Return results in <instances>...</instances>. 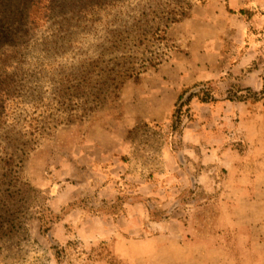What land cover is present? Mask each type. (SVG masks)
<instances>
[{"label": "rangeland", "instance_id": "374dc122", "mask_svg": "<svg viewBox=\"0 0 264 264\" xmlns=\"http://www.w3.org/2000/svg\"><path fill=\"white\" fill-rule=\"evenodd\" d=\"M71 1L58 0L55 6L63 13ZM226 1L114 0L111 18L117 17L119 26L115 29L123 32L134 25L130 29L136 32L131 36L136 41H127L124 55L158 65L113 89L116 83L111 82V73L118 71L125 77L122 60L116 67L111 68L113 59L107 65L116 54L99 61L85 59L83 79L76 72L80 71L76 59L57 47L37 43L47 33L42 26L48 19L50 0H0V264H131L123 259L126 256H116L115 249L120 251V247L109 242L120 216L142 221L146 227L148 221L175 212L189 213L186 204L201 202L199 207L205 208L192 212L201 220V234L206 236L213 232L216 219L228 217L225 208L210 205L216 195L197 190L202 184L195 178L189 183L180 180L183 188L174 178L179 171L194 175L197 170L216 173L222 168L204 157L201 161L196 150L185 151L179 138L181 128L171 130L172 114L168 122L163 121L166 109L177 102L175 90L180 94L191 87L185 97L208 87L216 99L246 96L238 95L237 86L224 92L229 82L222 78L231 74L228 59L237 52L243 60L252 61L251 66H241L238 75L242 79L259 69L258 60L264 57L263 28L260 19L251 15L226 14ZM206 9L208 14H204ZM10 15L16 20L7 25ZM204 16L205 33L211 31L208 24L215 16L220 17L223 44L213 73L196 80L202 49L194 31L200 32L199 20ZM60 19L56 10L48 21ZM240 19L248 25L246 29L232 26L241 24ZM158 24L168 25V47L150 40ZM12 25L14 34L7 33ZM138 46L142 47L139 52ZM135 62L139 70L140 59ZM99 68L105 74L110 71L109 77L88 80L91 71ZM68 69H74L69 71L74 74L69 80L73 92L63 96L59 89L68 88L61 87L60 79ZM181 78L187 79L186 84L181 85ZM78 85H83L87 103L75 96L82 91ZM223 132L226 145L232 136ZM165 152L170 162L164 159ZM145 183L154 186L152 194L139 189ZM236 260L250 264L243 257Z\"/></svg>", "mask_w": 264, "mask_h": 264}, {"label": "crops", "instance_id": "0c3cea01", "mask_svg": "<svg viewBox=\"0 0 264 264\" xmlns=\"http://www.w3.org/2000/svg\"><path fill=\"white\" fill-rule=\"evenodd\" d=\"M225 3L228 9H246L253 19H260L264 33V0H227ZM223 10L228 14L226 7ZM204 12L208 14L210 11L206 9ZM219 14L221 16L222 12L219 11ZM206 22L205 16L200 18V32L194 31L196 35L186 31V34H194L196 42L201 44L202 51L198 55L201 60L195 69L199 70L196 80H204L213 73L221 56L223 43L220 33L223 22L215 16L212 24H208L212 26L209 34L205 33ZM240 22L232 26L235 29L248 27L247 24L245 27L243 20ZM261 42L264 50V36ZM243 58L240 52L231 55L228 59L231 74L222 79H225V83L229 82L223 86L224 92L230 86H237L240 89L238 95L247 93L244 100L222 97L207 103L198 100L191 103L193 120L183 121L179 136L186 152L196 150L200 152L197 158L201 161L204 157L222 169L216 173L197 170L194 175L192 171H179V176L174 175L181 188L182 180L189 183L195 178L198 184H202V187L197 186V190L201 188L204 193L216 195L210 205L213 208H225L228 217L216 219L213 232L206 236L201 234V220L192 212L197 207L205 208L206 205L199 207L201 202L186 204L185 209L189 213L179 215L175 212L161 220L148 221L146 227L142 221L135 223L126 216H120L111 232L114 237L109 236L112 246L120 247V251L115 249L116 256H126L123 259L131 264H237L236 259L242 257L249 260L250 264H264V57L258 60L259 69L249 71L242 79L238 75L241 66H251L252 63ZM186 82L187 79L181 78V85ZM175 94L177 99L179 90H175ZM172 110L173 105L166 109L164 122H168ZM223 130L232 136L226 145ZM163 156L170 162L169 154L165 152ZM153 187L145 183L139 189L152 194Z\"/></svg>", "mask_w": 264, "mask_h": 264}, {"label": "trees", "instance_id": "16d2710c", "mask_svg": "<svg viewBox=\"0 0 264 264\" xmlns=\"http://www.w3.org/2000/svg\"><path fill=\"white\" fill-rule=\"evenodd\" d=\"M58 0H50V5L48 6V19L44 22L42 28H45L46 34L42 36V40L38 41L37 43L39 45L43 46H49L52 45L53 47L59 48L61 51H64L66 53V56H71V60L76 59L77 65H79L78 68H80V71H76L77 73L81 74V77H83L84 70V61L85 59H90L91 61H99V59L104 58L105 56L108 57L109 55H114L113 57L110 56V58L107 61L108 63L112 62L111 59L114 61L112 62L111 68L116 67L120 65L118 61L122 60V66L125 65V77L122 78L121 75H119L118 71L112 72L110 76L111 82L113 81L114 88H119L120 85H123V83L130 78H139V74L145 72L148 68L155 67L158 64L152 63V61H145L141 57H126L124 53L127 50L126 44L127 41L133 43L136 41V39H132V35H134L136 32L131 30L130 28H134V25H130L127 30L120 32L117 26L118 18L114 17L111 18L112 13L115 9V3L114 0H73L70 2V4L67 7V11H59L58 7L59 5L55 6V3ZM21 3V2H20ZM125 3V2H124ZM123 3V4H124ZM71 7L73 9H71ZM56 10L59 12L60 16H62V19L60 20H52L49 22L48 20L52 19L53 15L55 14ZM228 12L239 14V15H245L247 18L250 17L251 13L245 9H239V10H231L228 9ZM145 14L143 13V16ZM138 15L134 16V18L130 19V24L135 22ZM142 20V18H140ZM15 18L10 15L7 17V25H10L11 23L15 22ZM154 18L152 19V21ZM172 22L174 19L172 18ZM176 22V21H175ZM147 23V22H146ZM123 25H126V21H123ZM154 31L152 32V39L155 43H158L161 46L168 47L169 39L166 36L168 25L165 24L163 27H161L159 24L154 27ZM68 29H71L72 31L69 32ZM10 32V34H14V25L7 27V33ZM161 33L164 35H161ZM106 35V37H105ZM139 42H142L141 38H138ZM118 45L116 46V43ZM142 46V45H141ZM141 46H138L137 51L139 52L141 50ZM71 47L77 48L75 52L72 51ZM41 51L44 49L41 48ZM129 58V59H128ZM128 59V60H127ZM138 67L139 70L136 69L137 63L135 61H139ZM97 68V67H96ZM144 68V69H142ZM74 69H68L62 71L64 76L63 79H60V85L61 87L68 88L67 91L64 89H59V92L63 96H70L73 92V87L70 86L71 83L69 80L74 77V74L69 71H73ZM110 71H108L106 74L104 73L103 68H99L98 71H91V74L88 77V80L90 81H96L97 79L101 80V78H104L106 76L109 77L108 74ZM84 79V77H83ZM200 85V84H199ZM76 86V85H74ZM197 84L193 85L192 87H196ZM83 88V85H78L77 89ZM97 88V87H95ZM191 87L184 88L180 94L177 97V102L174 105L173 113H172V124H171V130H176L178 128L182 127L183 121L188 120L192 116V109H191V102L193 98H196L201 103H207L215 101L216 98L214 97V94H212V89L210 87L206 89H199L196 92H190L186 97L185 94L189 91ZM81 93H75V96L81 100L83 103L88 102L87 99H83V94L85 91L81 89ZM240 89L237 90L239 92ZM264 91V87L262 89ZM75 92V91H74ZM241 96V95H240ZM185 97V98H184ZM228 99V97H227ZM237 99H243L240 97H237ZM69 101V99H67ZM92 102V101H91ZM6 108V107H5ZM28 124H30V127H33V121H30ZM42 220V219H41ZM42 222V221H41ZM42 225V224H41ZM43 226V225H42Z\"/></svg>", "mask_w": 264, "mask_h": 264}]
</instances>
